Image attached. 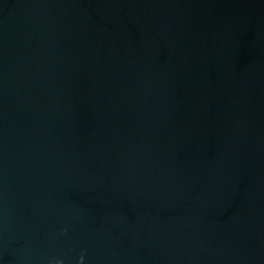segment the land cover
<instances>
[{
  "label": "water",
  "instance_id": "obj_1",
  "mask_svg": "<svg viewBox=\"0 0 264 264\" xmlns=\"http://www.w3.org/2000/svg\"><path fill=\"white\" fill-rule=\"evenodd\" d=\"M0 264H264V0H0Z\"/></svg>",
  "mask_w": 264,
  "mask_h": 264
}]
</instances>
